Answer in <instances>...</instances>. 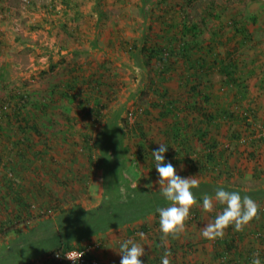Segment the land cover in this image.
Wrapping results in <instances>:
<instances>
[{
	"label": "rangeland",
	"instance_id": "374dc122",
	"mask_svg": "<svg viewBox=\"0 0 264 264\" xmlns=\"http://www.w3.org/2000/svg\"><path fill=\"white\" fill-rule=\"evenodd\" d=\"M4 1L0 0V101L11 100L13 93L25 96V100L19 105V113L22 115H35L38 103L47 106L36 117L40 131L50 137L54 147L47 156L54 155V158L52 160L47 157L49 171L41 166L37 175L46 178L41 183L47 184V194L59 200L62 211L77 209L83 214L68 224L59 223L58 211L47 213L41 206L42 199L34 201L32 211L36 217L22 219L19 225L23 230L22 234L10 232L0 236V264H55L53 251L59 247L61 234L66 232L64 229H71L85 222L91 227L84 236L83 244L88 247L98 245L99 248L93 250L100 264H120L119 243L128 234L127 229L134 231L142 226L148 228L143 240L137 236L140 229L130 236L144 245L145 254L140 257L142 259L145 256L155 257L158 242L171 247L169 237L162 240V233L157 225L159 214L156 211L143 217L136 224L137 227L132 226L136 223L135 220L119 223L113 216L103 220L106 224L98 222L100 213L106 209L120 215L123 204L130 198L129 192L147 190L153 195L159 193L158 184L152 189L145 187L149 182L148 178L152 181L158 179V172H149L137 154L132 136L123 130L127 125L133 128L132 125L139 120L141 126L152 134L155 133L156 139L160 136L156 128L158 124L153 120L159 110L151 109V102L156 97L152 92L146 93V82L143 83L147 73L142 62H135L130 51L122 47L123 41L140 44L151 24L156 26V31L160 30L157 17L170 23L171 15L165 12L170 6L177 8L188 26L196 25L195 32L200 35V39L209 38L211 30L220 20L225 24L232 20L251 23L253 41L238 50L234 43L230 49L245 71L253 70L247 82L249 101L254 98L258 106L255 108L256 117L249 118L248 123L256 128L255 135H258L264 127V0H77L78 16L71 14L69 21L66 17V21L63 20L64 14L58 0V3L55 0H32L30 5L27 0ZM52 5L57 9H52ZM8 9H11L10 13ZM52 10H55L54 15L50 14ZM74 17H77L76 20ZM251 19L256 20L252 22ZM52 20L55 22L51 23ZM8 21H11L9 28L5 24ZM36 22L43 23V28L31 29V24ZM230 29L227 28L228 31ZM51 60L56 64L54 69H51ZM108 60L113 68V76L107 82L113 83L112 90L117 93L105 103V108H101V119L90 124V121L83 119L79 98L62 97L60 92L71 91L74 95L80 93L67 88L69 74L82 76L81 90L91 89L94 82L86 83L88 75L99 64ZM181 99L185 100V97ZM252 106L255 107L254 104ZM138 107L142 111L152 110L153 115L149 121L144 120V123L141 120L143 112H137ZM131 112L134 115L132 118L129 117ZM69 117H75L71 124L68 122ZM258 118L260 120L257 126ZM2 123L9 130L6 117ZM226 131L228 125L220 136V148L230 154L234 146L229 135L226 136ZM87 134H91L89 143L86 140ZM253 138L260 137L258 135ZM258 145L253 152V159H250L246 145L240 144L241 154L231 153L234 178L221 180L230 186H241L251 193L260 194L262 191L261 195L264 194V142L260 144L261 147H257ZM36 162L42 164L41 160ZM237 165L244 169L243 177L239 176L242 173L236 171ZM175 168L178 175L180 171L185 172L187 169L185 165ZM63 174H67L62 180L69 182L66 186L57 181ZM199 180L202 182L200 178ZM84 181L86 185L83 184ZM196 197L199 201L201 194ZM263 199L260 197V205L263 204ZM216 204L214 202L215 208ZM200 209L199 203L192 206L189 215L192 216L191 220L185 221L184 229L179 232L182 246L177 251L187 264H210L213 259L212 245H202L198 240L202 222L195 219L200 217ZM38 212H45V215H38ZM210 213L204 216L207 222ZM102 215L108 216L107 213ZM33 227L36 230L31 231ZM259 228L261 226L257 229ZM250 236L246 235L247 242ZM259 245L257 243L256 246L262 249ZM171 257L169 259L173 264Z\"/></svg>",
	"mask_w": 264,
	"mask_h": 264
},
{
	"label": "trees",
	"instance_id": "16d2710c",
	"mask_svg": "<svg viewBox=\"0 0 264 264\" xmlns=\"http://www.w3.org/2000/svg\"><path fill=\"white\" fill-rule=\"evenodd\" d=\"M27 2L30 5L32 0H27ZM63 3L67 5V8L62 12L64 13L63 20L66 17L69 21L71 14L78 16L77 5L70 6L73 0L72 2L63 0ZM53 7L55 10L57 9L55 5L51 6L52 9ZM55 10H52L50 14L54 15ZM10 11L11 9H8L9 13ZM165 12L171 15L170 23L157 17L156 22L160 24V30L156 31V26L151 24L140 44L124 43L125 41H123L122 46L130 51L135 62H142L143 69L147 73L143 83L146 82L144 84L148 91L146 93L152 92L156 97V100L151 102V109L159 110L158 115L153 118L154 122L158 124L156 128L159 131V139L155 138V133L152 134L146 127L141 126L139 120L135 125H132L133 128L127 125L126 131L123 129L124 132L132 136L137 154L151 174L156 172L152 150L159 147L158 143L167 144L166 161H171L178 168L184 165L187 168L186 173L180 171L179 175H198V178L202 180L199 187L193 189L195 196L203 192L214 194L217 186H223L228 190H238L242 195H250L254 200L260 199L262 191L260 194L247 192L241 186H230L226 181L221 180L222 178L227 180L234 178L232 174L234 171L233 155L231 153L240 155V144L246 145L249 158L253 159L256 145L259 144L257 147H261L260 144L262 145L264 142V137L253 138L257 130L248 123L249 118H253L255 115L256 106H258L254 98L249 101L247 82L253 74V70L245 71L236 61L230 49L234 43L236 44L235 49L238 50L239 47L253 41L250 31L251 23L245 20H232L231 22L226 21L225 24L223 20H220L216 23L217 26L211 30L209 38L200 39V35L195 32L196 25L188 26L176 7L170 6ZM76 18L74 17V20ZM217 18L220 19L219 16ZM255 20L251 19L252 22ZM54 22L55 20L51 21V23ZM31 26H33L31 29L37 30L42 29L44 25L36 22ZM226 27L231 28L230 31ZM110 43L114 44L112 41ZM50 65L51 69L56 67L52 60ZM112 76L111 62L109 60L102 62L88 75L86 83L94 82L91 89L83 91L80 87L82 76L69 74L67 88L69 91H80V93L74 95L71 91H65L60 92L61 96L79 98L83 119L90 121V124H95L102 117L101 108H105V103L117 93L112 90L113 83L107 82L111 80ZM171 83L175 85L172 86ZM223 90L225 91L223 92ZM142 93L146 95L145 91ZM180 97H185V100ZM10 98L11 100L8 101H0V236L10 232L17 235L22 234L23 230L19 225L22 219L36 217L33 214L32 206L33 202L39 199L43 200L41 206L47 210V213L58 211L59 223L68 224L69 221L81 216L82 211L77 209L71 212L62 211L59 200L48 195L47 184L41 183L46 178L37 175L41 166L44 170L49 171L47 157L52 160L54 158V155L47 156L49 151L54 150V147H52L50 137L40 131L36 117L37 113L44 111L47 106L38 103L35 115H22L19 113L21 110L19 105L26 97L13 93ZM253 104L255 107L252 106ZM137 112H143L141 117L143 121H149L153 115L152 110L142 111L141 107H138ZM4 117L7 118L9 130L2 123ZM74 120L75 117H69V124ZM259 120V118L256 119L257 126ZM226 125H228L226 136L229 135L228 138L234 146V150H230V154L220 148L222 143L220 136L223 135ZM263 129L264 127L261 131ZM86 140L87 143L90 142L91 134H87ZM38 160H41V165L37 164ZM236 171L242 173L239 176L243 177L244 169L240 168V165H237ZM53 175L54 172L51 173V176ZM60 183L66 186L69 182L61 181ZM83 184L87 183L84 181ZM83 190L85 192L86 187ZM146 191L129 192V197H134L129 198L130 200L128 199L123 204L120 215L106 209L100 213L101 217L98 222L104 223L103 220L109 219V216L117 218L119 223L142 219L147 214L155 212L157 206H165L168 203L160 193L153 195ZM258 204L260 205V202ZM217 207L222 210L224 205L218 203ZM106 213L108 216L102 215ZM38 215H45V212H38ZM196 220L200 222L201 218L197 216ZM251 225L254 229L260 225L261 228L258 230H264V210H259L258 216L251 221ZM90 227L85 222L77 227L64 229L66 232L61 234L59 247L55 252L53 251V254L65 253L74 249H86L88 246L83 244V241ZM230 228L231 226L228 227V229ZM139 229L145 232L148 228L143 226ZM33 230L36 229L33 227L31 231ZM135 231L127 229L129 235L126 234L124 239L131 238L130 236L136 233ZM255 233H257L255 230L249 233L251 235L248 237L249 248L245 250L239 244L236 245L235 240L230 237L214 239L211 244L214 251L210 264H251L253 253L257 252L264 260V237L255 239L253 237ZM122 234L125 233L122 232ZM179 234L169 236L171 247H168L166 243L158 242L159 248L155 257L140 258L142 261L145 260L143 264L160 263V258L165 252L170 253L169 256H172L173 264H187L184 257H181L177 251L179 246H182ZM257 243L262 246V249L256 246ZM92 257V252H88L87 258L91 259ZM53 261L56 262L55 264H65L54 259Z\"/></svg>",
	"mask_w": 264,
	"mask_h": 264
},
{
	"label": "clouds",
	"instance_id": "9594fccd",
	"mask_svg": "<svg viewBox=\"0 0 264 264\" xmlns=\"http://www.w3.org/2000/svg\"><path fill=\"white\" fill-rule=\"evenodd\" d=\"M159 147L152 150L155 169L158 172V179L145 185L152 189L154 185H159L158 192L168 201L165 206H157L156 212L159 214V229L162 233V240L169 236H175L185 227V221L189 218L190 210L194 204L202 207L204 212H211L214 209V202L224 205L218 211L213 220L204 224L200 230L202 237L206 239L222 238L225 229L229 226L234 231H242L244 226L258 216L260 205L250 195H242L238 190H228L223 186H217L214 194L208 192L201 193L200 200L193 193L194 188L200 184L199 176H180L171 161H166L165 153L168 145L158 143ZM141 240L146 238L143 231L137 232ZM120 264H143L140 259L145 254L144 245L139 241L128 238L119 243ZM170 253L165 252L160 258V264H171ZM251 264H264L260 254L253 253Z\"/></svg>",
	"mask_w": 264,
	"mask_h": 264
},
{
	"label": "crops",
	"instance_id": "0c3cea01",
	"mask_svg": "<svg viewBox=\"0 0 264 264\" xmlns=\"http://www.w3.org/2000/svg\"><path fill=\"white\" fill-rule=\"evenodd\" d=\"M55 1H57V0H55ZM58 1H59V3H58ZM57 1V3L58 4H60V6H61V8H62V10L64 11V9L65 8H67V5H65L64 3H63V0H58ZM77 0H73V3H71V5L70 6H75V5H79V3L78 2H76ZM71 2H72V0H71ZM81 2H83V0H81ZM64 14V13H63ZM9 22H11V21H8L7 23H5V24H7V28H9L8 27V24H10ZM11 27V26H10ZM4 40L6 41V39L4 38ZM66 175L67 174H63V177L62 176H59V178H57V181H58V184L63 180V179H65L66 178ZM60 187V186H59ZM247 192H248V190H247ZM260 197H264V194H262ZM254 198H256V197H254ZM264 200V199H263ZM259 202H261V200L260 199H258V201H257V203H259ZM218 202H217V204H216V208H215V210H214V212H213V210L211 211V213L210 212H204V210L202 209V207H201V209L199 210V215H200V218H201V227L204 225V224H206L207 223V220L205 219V215L206 214H208L209 215V213L211 214L210 215V218L208 219V222L209 221H211V220H213V217L216 215V213L218 212V211H221L218 207ZM213 212V213H212ZM203 216V217H202ZM192 217V216H191ZM191 217H189L186 221H190L191 220ZM143 219H135V221H136V223H133L134 225H132V226H136V224H138V222H140V221H142ZM196 220V219H195ZM206 222V223H205ZM260 225H258L257 227H259ZM137 227V226H136ZM143 227V226H142ZM252 230H254V227L253 226H251V221L247 224V225H245L244 226V228H243V230L242 231H239V232H237V231H234L233 229H232V227L230 228V229H225V235L222 237V238H231L232 240H235L234 242L236 243V245H240L241 246V248H244V249H246V248H249L248 247V242L246 241V239H247V237H246V235L247 234H249ZM136 231H139V228L138 229H136ZM199 240V242H200V244H202V245H210V244H212L213 242H214V239H206V238H204V237H202L201 236V234H200V238L198 239ZM207 242V243H205V242ZM205 243V244H204Z\"/></svg>",
	"mask_w": 264,
	"mask_h": 264
},
{
	"label": "built area",
	"instance_id": "2783aa9c",
	"mask_svg": "<svg viewBox=\"0 0 264 264\" xmlns=\"http://www.w3.org/2000/svg\"><path fill=\"white\" fill-rule=\"evenodd\" d=\"M129 116L130 118H132L134 115L133 113H130ZM258 135L259 137H264V129ZM260 209L264 210V202L260 205ZM256 231L257 233L253 235L255 239H260L261 237H264V230L257 229ZM95 248H99L98 245L89 246L84 250L74 249L65 253L57 252L54 255V259L65 264H100L101 262L99 261L98 256L94 255L93 249ZM88 252H92L93 254V257L91 259L87 258Z\"/></svg>",
	"mask_w": 264,
	"mask_h": 264
}]
</instances>
